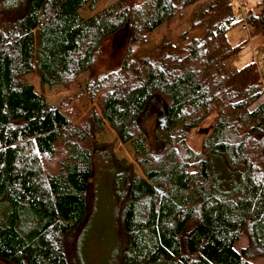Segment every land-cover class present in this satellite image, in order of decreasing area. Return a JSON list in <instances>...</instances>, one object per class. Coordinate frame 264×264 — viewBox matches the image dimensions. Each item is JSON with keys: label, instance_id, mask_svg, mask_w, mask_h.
I'll return each mask as SVG.
<instances>
[{"label": "trees", "instance_id": "1", "mask_svg": "<svg viewBox=\"0 0 264 264\" xmlns=\"http://www.w3.org/2000/svg\"><path fill=\"white\" fill-rule=\"evenodd\" d=\"M98 1L0 0V261L72 264L64 241L87 220L104 148L95 136L108 124L142 175L121 162L111 178L124 188L123 264H253L264 257V93L254 64L225 65L247 44L227 38L242 21L237 0L199 4L180 44L164 41L140 59L150 33L202 0H118L82 18ZM242 2L264 66V0L257 12ZM125 30L120 68L86 85L96 107L78 121L69 99L50 105L25 83L32 73L42 87L76 83ZM155 104L164 125L153 142L142 120Z\"/></svg>", "mask_w": 264, "mask_h": 264}, {"label": "rangeland", "instance_id": "2", "mask_svg": "<svg viewBox=\"0 0 264 264\" xmlns=\"http://www.w3.org/2000/svg\"><path fill=\"white\" fill-rule=\"evenodd\" d=\"M118 0H99L94 11L87 7L79 13L86 19L97 12L107 10ZM215 0H202L191 6L180 17L172 19L170 22L160 26L147 36L146 44L135 53L134 58L140 59L149 50L158 47L162 42L169 41L173 44H180L179 37L188 32L190 28L191 14L197 10L199 4H210ZM244 8L253 12L258 11L259 0H241ZM235 10L239 3H232ZM238 19V18H237ZM202 30L188 33L184 43H189L193 39L202 36ZM231 45L236 46L247 41L243 50L236 56L225 62L230 72L242 68L247 64H254L260 69L263 68L261 56L254 55L253 48H258L252 42H248V34L241 31L240 25L229 31L227 34ZM253 41V40H252ZM129 37L127 30L108 38L102 43L98 52L94 55L92 70L79 76L76 83L70 86L42 87L35 73L24 77L25 83L33 86L37 94L42 95L50 105H62L67 99L70 103L66 111H73L75 115L84 117L96 104H89L87 95L82 93L87 84H94L95 79L105 77L110 73L117 72L120 68L128 48ZM259 49V48H258ZM65 110V109H64ZM161 108L155 104L143 118L142 128L151 138L156 141V130L163 128L164 122L160 116ZM79 119H75L78 121ZM96 143L104 148L95 158L94 178L89 186L87 200L88 213L87 220L83 226L75 233L68 236L64 241L68 258L72 264H123V250L125 246L124 235L121 228V218L123 210L124 188L121 184L113 186L112 176L117 171L116 163L123 162L126 166L131 165L135 174L141 175V171L133 158L131 147L122 144L117 139L116 134L108 124H105L103 132L95 136ZM190 144L193 148L200 146V139H191ZM110 150L105 155L104 150ZM115 175V174H114ZM114 177V176H113ZM247 245L246 237H241L235 244L236 250H241ZM81 248V255L80 249ZM80 256H82L80 258ZM82 259V260H80ZM253 264H264V257L252 259ZM0 264H7L0 261ZM159 264H165L160 262Z\"/></svg>", "mask_w": 264, "mask_h": 264}, {"label": "built area", "instance_id": "3", "mask_svg": "<svg viewBox=\"0 0 264 264\" xmlns=\"http://www.w3.org/2000/svg\"><path fill=\"white\" fill-rule=\"evenodd\" d=\"M237 2L239 3L238 7H237V11H239V13L241 14L242 16V21H241V24H240V28H241V31L244 32V33H247L248 34V27L245 23V17H244V12H243V9L240 7L241 6V0H237ZM253 53L254 55H261V52H259L258 50H256L255 48H253ZM256 67V66H255ZM257 68V72L260 76V79H261V91L264 93V66L262 69H260L259 67H256Z\"/></svg>", "mask_w": 264, "mask_h": 264}]
</instances>
